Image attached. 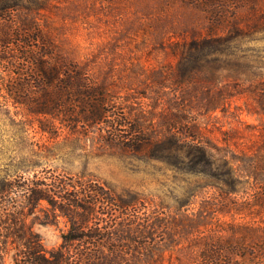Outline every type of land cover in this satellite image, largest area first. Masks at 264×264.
<instances>
[{
    "label": "trees",
    "instance_id": "obj_1",
    "mask_svg": "<svg viewBox=\"0 0 264 264\" xmlns=\"http://www.w3.org/2000/svg\"><path fill=\"white\" fill-rule=\"evenodd\" d=\"M166 1L189 21L170 46L177 93L158 130L144 125V109L130 110L138 130L122 147L170 164L182 182L173 205L46 171L4 177L0 264L12 248L14 264H264V47L257 46L264 41V0ZM16 25L14 34L5 27L0 37L1 67L17 70L22 80L5 87L13 104L43 116L66 104L77 107L81 126L103 124L110 113L107 80L95 81L83 63L61 56L50 38L41 42L31 20L21 16ZM10 50L25 55L13 58ZM28 68L41 78L34 79L35 92L27 87ZM243 95L254 102L232 103ZM242 114L256 116L258 127L245 125ZM238 125L253 132L249 146L237 143ZM213 130L221 141L211 138ZM37 209L41 224L67 222L56 249L44 250L29 225Z\"/></svg>",
    "mask_w": 264,
    "mask_h": 264
},
{
    "label": "rangeland",
    "instance_id": "obj_2",
    "mask_svg": "<svg viewBox=\"0 0 264 264\" xmlns=\"http://www.w3.org/2000/svg\"><path fill=\"white\" fill-rule=\"evenodd\" d=\"M176 5L166 0H0L5 9L0 15V37L5 27L16 32L17 18L31 20L40 30L41 42L47 44L50 38L61 56L83 63L95 81L107 80L110 103L107 119L92 129L77 123V107L66 104L53 115L27 114L5 90L17 87L21 77L15 69L2 68L0 60V179L46 171L66 182L92 180L116 194L133 191L172 206L182 182L170 164L157 156H136L122 146L125 136L138 130L130 110L144 109V125L150 123L158 130L177 93L172 76L176 57L170 46L179 26L189 21L188 13ZM257 46L264 47V41ZM23 52L10 50L8 56L23 58ZM31 72L28 68L25 79L35 92L34 79L41 78ZM245 102L254 100L243 95L232 101L241 107ZM241 117L245 125L258 127L256 116ZM245 125H238L240 147L254 139ZM211 138L221 141L217 130ZM47 207L41 203V209ZM38 209L29 217V225L44 250L56 249L67 222L58 217L53 225L41 224L44 218ZM13 254L12 248L5 264H14Z\"/></svg>",
    "mask_w": 264,
    "mask_h": 264
}]
</instances>
